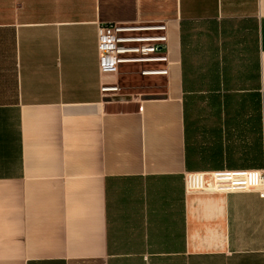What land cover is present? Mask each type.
<instances>
[{
    "label": "crops",
    "instance_id": "0c3cea01",
    "mask_svg": "<svg viewBox=\"0 0 264 264\" xmlns=\"http://www.w3.org/2000/svg\"><path fill=\"white\" fill-rule=\"evenodd\" d=\"M158 21L160 91L104 102L97 26ZM216 171L264 174V0H0V264H264Z\"/></svg>",
    "mask_w": 264,
    "mask_h": 264
},
{
    "label": "built area",
    "instance_id": "2783aa9c",
    "mask_svg": "<svg viewBox=\"0 0 264 264\" xmlns=\"http://www.w3.org/2000/svg\"><path fill=\"white\" fill-rule=\"evenodd\" d=\"M165 22L110 23L97 26L98 71L102 77L100 93L104 102L124 98L119 78L124 72L139 78L167 77L168 36ZM185 194L255 191L264 198V174L248 171H216L184 175Z\"/></svg>",
    "mask_w": 264,
    "mask_h": 264
},
{
    "label": "rangeland",
    "instance_id": "374dc122",
    "mask_svg": "<svg viewBox=\"0 0 264 264\" xmlns=\"http://www.w3.org/2000/svg\"><path fill=\"white\" fill-rule=\"evenodd\" d=\"M119 86L122 88H128L126 91H121V93L126 96L125 98H122L120 101H127L129 99L128 95L132 91H160L162 88V85L159 83H156V80H153V78H144L143 80L139 79L136 74H129L124 72L121 74L119 78ZM116 102V101H115Z\"/></svg>",
    "mask_w": 264,
    "mask_h": 264
}]
</instances>
